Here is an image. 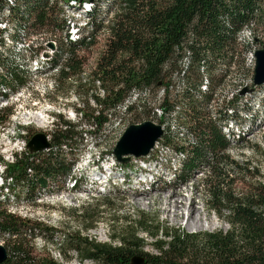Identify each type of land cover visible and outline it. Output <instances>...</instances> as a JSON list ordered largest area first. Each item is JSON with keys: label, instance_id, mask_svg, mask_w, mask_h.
Segmentation results:
<instances>
[{"label": "trees", "instance_id": "trees-1", "mask_svg": "<svg viewBox=\"0 0 264 264\" xmlns=\"http://www.w3.org/2000/svg\"><path fill=\"white\" fill-rule=\"evenodd\" d=\"M62 1L93 3L78 40L66 32L67 16L59 0H0V97L17 92L31 76L29 52L26 55L19 48L18 34L27 39L36 30L56 33V50L47 66L57 68L52 86L56 90L82 88L88 95L84 102H93L92 117L100 124L123 107H146L154 122L165 124L163 133L170 142L179 138L173 132L183 122L184 139L193 140L188 145L175 144L185 154L180 183L189 182L192 172L202 169L208 208L218 216L225 211L228 229L188 233L138 212L134 218L116 219L122 227L111 235L117 241L114 244L94 241L78 231L63 232L54 240L68 241L72 250L96 264H134L135 258H142L143 264H264V134L248 143L238 157L233 156L223 127L230 124L227 114L237 117V94L231 93L230 104L217 117L210 110L219 93L217 84L234 68L243 69L245 46L237 39L238 31L244 25L251 27L255 41L264 42V0ZM13 21L14 33L7 37L16 50H6L2 35ZM101 30L108 32L105 44L87 79H73L84 72L85 58L79 51L91 48ZM96 81L101 91L92 89ZM161 88L163 95H159ZM151 93L157 103L146 102ZM261 101L264 106V98ZM155 106L162 109L160 115ZM6 108H0V121L5 119L2 111ZM77 113L79 121L53 112L56 120L48 148L15 152L13 161L0 157L5 181L18 182L33 197L63 190L73 179L74 164L85 147L86 130L78 127L85 112ZM236 140L245 138L241 135ZM101 207L112 209L109 200L103 199L100 205L88 204L73 213L89 229L98 222ZM44 230L54 229L1 209L0 232L7 235L3 244L7 258L0 264H63L52 255L34 253L29 245L34 237L44 236ZM140 231L152 239L154 252L144 250L146 240Z\"/></svg>", "mask_w": 264, "mask_h": 264}, {"label": "rangeland", "instance_id": "rangeland-1", "mask_svg": "<svg viewBox=\"0 0 264 264\" xmlns=\"http://www.w3.org/2000/svg\"><path fill=\"white\" fill-rule=\"evenodd\" d=\"M15 25V21L11 22L8 32L2 35L6 50H16L13 48V43L8 39L14 33ZM107 33L106 30L99 31L94 45L79 51V54L85 58L84 72L74 75L73 79L78 78V76L82 78V81L87 79L91 66L103 50ZM18 38L22 44L20 48H24L30 43L29 40L31 41L33 35L25 39L22 33H19ZM23 52L27 55L25 51ZM29 67L31 76L27 82L28 86L23 85L17 92L0 97V108L7 107L2 111L5 119L0 121V157L5 161H13L15 159L14 153H21L27 149L26 144L29 137L37 130L45 131L50 137L53 122L56 120L53 112H61L63 118L71 121H79V113L77 112H85L78 127L86 130L83 133L85 147L72 170L76 179L75 185H73V177L65 183L63 190L34 195L35 198L31 192H26L25 187L18 182L10 183V180L6 182L0 173V182H4V185L0 186V210L6 209L20 217L26 216L54 229L42 231L44 236L38 235L29 242L34 253L52 255L63 264H96L95 261L83 258L79 252L72 250L68 241H63L60 238L55 241L54 238L62 235L63 232L74 233L78 231L81 235H87L94 241L114 244L117 241H114L111 235L122 227V223L116 222V219L127 216L134 218L138 212L188 233L225 231L228 229V224L224 218L225 211H222V216H218L208 208L204 188L201 186V180L204 176L202 169L192 172L189 182L180 183L181 163L185 154L179 152L175 144L188 145V142L193 140L192 137L184 139L186 133L180 131L183 130V122H179V125L182 126L179 127V130L174 129L173 132L179 136L178 139L173 138L168 142L166 134L162 133L154 146L146 153L148 156L129 154L126 162L119 161L112 152L116 141L129 123L145 119L156 121L149 109L135 107L125 110L123 107L119 112L110 114L108 119L100 124L99 120H94L92 117L93 102L89 100V105L84 102L88 95L82 88L73 89L75 87H72L68 90L64 88L56 90L55 86H52L51 74L47 73V69L46 71L45 69L33 71L35 68ZM244 71L245 78L251 79L253 76L252 69L243 65L242 70L234 68L219 85L217 84L219 93L211 101L210 107L211 113L217 117L218 112L222 113L228 105L230 94L236 92L235 87H240L237 92L239 94V99L236 102L237 117L225 114V119L230 124L225 123L226 126L223 124V129L226 127L227 136L232 142L230 152L236 157H238L239 152L246 149L248 143L260 140L261 135L264 134V106L261 101L264 98V82L255 85L254 90L250 89L254 86L252 82L251 84L249 82L238 84L239 76ZM245 87L248 89L242 92ZM101 88L99 82L96 81L95 87L92 89L101 91ZM147 96L146 102L148 104L157 103L158 100L153 98L152 93L147 94ZM104 112L109 111L105 109ZM250 112L257 117L254 118ZM161 126L164 128L165 124ZM232 133L234 134L233 138ZM241 135L244 136L245 140H236ZM105 159L109 160V163H115L122 167L125 174L113 176L112 180L107 183H105V177H102V184H91L89 181L92 177H98V175L92 174L87 163L91 160L104 163ZM148 161H151V167L155 165V172L143 173L145 183L138 185L136 181L140 175L139 170L143 167H150ZM0 167L4 168L2 161ZM134 169L137 170L135 173L133 172ZM122 179L125 181L122 182ZM175 190L181 193L183 198L186 197L185 206L181 207V203L178 202L177 206L172 207L170 211H165L163 203L165 196ZM190 196H193L195 204L193 219H187V208L191 202ZM135 197H143L144 199L137 204L134 200ZM103 199L109 200L112 209L108 210V208L101 207L99 210L103 211L98 212V222L94 227L85 229L79 222V218L74 216L73 211L88 204L89 206L100 205ZM51 235H53L54 241L47 240ZM140 235L146 240L144 250L154 252L155 249L150 244L152 239L141 231ZM6 238L7 235L0 232L1 245L4 244ZM27 238L29 237L27 236ZM63 251L66 253L65 256Z\"/></svg>", "mask_w": 264, "mask_h": 264}, {"label": "water", "instance_id": "water-1", "mask_svg": "<svg viewBox=\"0 0 264 264\" xmlns=\"http://www.w3.org/2000/svg\"><path fill=\"white\" fill-rule=\"evenodd\" d=\"M52 46V42H49ZM255 65L253 68V84L259 85L264 82V42L255 52ZM254 86L250 89L252 90ZM245 87L243 91L247 90ZM163 129L160 123L146 119L140 122L129 123L118 140L116 141L113 152L119 161L126 162L129 154L135 156L146 154L154 146L156 140L162 135ZM51 144L48 133L37 130L29 137L26 147L29 151L35 152L48 148ZM7 258L6 248L0 244V263ZM134 264H143L142 258L133 259Z\"/></svg>", "mask_w": 264, "mask_h": 264}, {"label": "bare ground", "instance_id": "bare-ground-1", "mask_svg": "<svg viewBox=\"0 0 264 264\" xmlns=\"http://www.w3.org/2000/svg\"><path fill=\"white\" fill-rule=\"evenodd\" d=\"M59 3L61 5V7L63 8L64 13L67 16L66 32L68 34H70V37L73 40H78L83 34L84 27L89 22L90 17L88 16L87 13L90 12L92 9V6H93L92 1L84 2L81 5L76 4V1H70V3H68L69 5L64 4V2L62 0H59ZM104 8H105V6H104ZM2 25H3V23H2ZM29 42H30V40H29ZM21 46H22V44L19 42V48ZM27 48H28V45H27V47H24L21 49L23 51L29 52V56L27 59L29 60L30 66L35 68V69H33V71H37L39 69H45V71H46V69H47V73L51 74L50 79H51V82L53 83L52 74L56 71L57 68L54 67L53 69L49 70L47 66H48V63L50 62V60H52L53 53L56 50V40L52 44V53L44 54L43 51H38V49H36V48H29V49H27ZM254 89L255 88L253 87V90ZM230 96H231V94H230ZM235 101H237V100H235ZM228 103L230 104V102H228ZM146 155L147 154H145V156ZM159 195H161V194H159ZM180 196L182 197V194L177 192L176 190L171 191L169 194H167L165 196V199L163 202L165 205L164 210L170 211V209H172V207L177 206L178 202L181 203V207L185 206V201L187 199H186V197L185 198L182 197V199L179 200L181 198ZM143 199H144L143 197H135L134 198L135 203H137V204L140 203L141 201H143ZM189 199L191 202L187 208L188 209V218L187 219H189V218L193 219L194 218L193 213L195 210L194 198H193V196H190Z\"/></svg>", "mask_w": 264, "mask_h": 264}, {"label": "built area", "instance_id": "built-area-1", "mask_svg": "<svg viewBox=\"0 0 264 264\" xmlns=\"http://www.w3.org/2000/svg\"><path fill=\"white\" fill-rule=\"evenodd\" d=\"M53 30V29H52ZM54 31V30H53ZM60 36L61 34L58 33ZM56 33L48 31V30H36V33L34 34L33 38L31 39L30 43L28 44V48H36L38 51H43L44 54L46 53H52V46L49 45V42H52V44L56 40ZM237 39L238 41L245 46L243 50V60H244V67H249L253 71L254 65H255V50L257 47H260V45L255 41L254 39V33L251 27H246L245 25L238 31L237 33ZM240 75V74H239ZM253 75V73H252ZM253 77V76H252ZM246 79L245 78V71L241 73L239 76V79L237 82L238 84L247 83L251 84L253 81V78ZM236 82V83H237ZM253 83V82H252ZM255 86V85H254ZM236 94L240 90V87H235L234 89ZM163 88L159 90V95H163ZM232 94V96L234 95ZM239 94L237 95V98L235 100H238ZM230 102V101H229ZM154 109L156 112L160 115L163 111L159 106H155Z\"/></svg>", "mask_w": 264, "mask_h": 264}]
</instances>
